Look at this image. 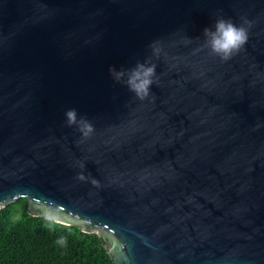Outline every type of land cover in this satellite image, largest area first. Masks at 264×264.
<instances>
[{"label": "water", "instance_id": "95a60500", "mask_svg": "<svg viewBox=\"0 0 264 264\" xmlns=\"http://www.w3.org/2000/svg\"><path fill=\"white\" fill-rule=\"evenodd\" d=\"M219 18L248 30L228 61ZM145 60L140 100L108 69ZM22 198L114 264H264V0H0V209Z\"/></svg>", "mask_w": 264, "mask_h": 264}, {"label": "trees", "instance_id": "16d2710c", "mask_svg": "<svg viewBox=\"0 0 264 264\" xmlns=\"http://www.w3.org/2000/svg\"><path fill=\"white\" fill-rule=\"evenodd\" d=\"M23 205L18 212L17 208ZM63 237L64 245L57 243ZM0 264H114L97 234L28 214L22 198L0 209Z\"/></svg>", "mask_w": 264, "mask_h": 264}, {"label": "clouds", "instance_id": "9594fccd", "mask_svg": "<svg viewBox=\"0 0 264 264\" xmlns=\"http://www.w3.org/2000/svg\"><path fill=\"white\" fill-rule=\"evenodd\" d=\"M203 36L205 37L204 46L221 60L228 61L247 43L248 30L243 25L237 26L231 19L219 18L212 28L204 29ZM108 71L114 82L122 83L138 99L144 100L149 96L150 88L154 84L156 65L145 60L137 62L131 68L122 66L117 70L115 66H111ZM65 118L67 126H75L84 138L94 132L93 124L85 116L78 118L77 110L74 108L65 112ZM79 179L83 180L85 177L80 175ZM57 243L64 245L66 240L61 237Z\"/></svg>", "mask_w": 264, "mask_h": 264}, {"label": "rangeland", "instance_id": "374dc122", "mask_svg": "<svg viewBox=\"0 0 264 264\" xmlns=\"http://www.w3.org/2000/svg\"><path fill=\"white\" fill-rule=\"evenodd\" d=\"M22 209H23V205L17 208L18 212H20Z\"/></svg>", "mask_w": 264, "mask_h": 264}]
</instances>
